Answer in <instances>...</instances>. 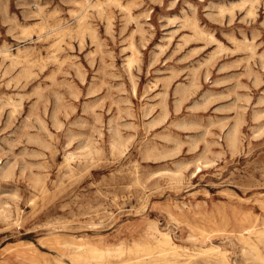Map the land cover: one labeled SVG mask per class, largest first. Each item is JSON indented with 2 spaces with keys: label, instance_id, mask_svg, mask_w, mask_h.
<instances>
[{
  "label": "rangeland",
  "instance_id": "1",
  "mask_svg": "<svg viewBox=\"0 0 264 264\" xmlns=\"http://www.w3.org/2000/svg\"><path fill=\"white\" fill-rule=\"evenodd\" d=\"M83 1L0 0V262L135 238L149 258L155 240L120 234L148 221L195 252L191 205L264 204V0Z\"/></svg>",
  "mask_w": 264,
  "mask_h": 264
},
{
  "label": "bare ground",
  "instance_id": "2",
  "mask_svg": "<svg viewBox=\"0 0 264 264\" xmlns=\"http://www.w3.org/2000/svg\"><path fill=\"white\" fill-rule=\"evenodd\" d=\"M104 1L107 3H117L121 5L120 0H84L83 3L86 5L84 7L93 6L97 7L100 12H107L108 9L105 8ZM245 2L248 1L245 0ZM250 2L251 6L247 10V14L253 16L256 13L254 5L255 1L252 0ZM86 17L87 15L84 14L79 19V25L80 27H85L92 30V33L95 35V30L87 23ZM60 22L61 21H59V23ZM68 22H70V20ZM191 24L195 32L198 33V36L204 32L197 24L196 20H192ZM64 28L65 26L60 24L58 29ZM245 39H247L246 36ZM130 47L132 48V55L129 56L131 57L128 60L129 64L133 62L134 56L136 52H138L133 42ZM0 51L3 52L5 56H12V54L9 53L8 48H2ZM238 140L239 137L237 135V129H234L231 132V136L229 137V142L232 145H237ZM113 146H115V144ZM70 158H72L71 155L68 157V159ZM260 202L261 201L258 199H253L251 201L252 205L249 204L250 207L245 208L244 210H240L237 206L235 207L233 204H231V207L228 209H224V211L220 210L215 218L213 217L212 211L214 206L205 204L204 208H202L200 203L198 205L199 208L194 210L192 207L193 205H191V207H189V213L195 215L197 220L196 223L192 222L189 224L191 229L186 233L185 237H188V239L192 241V245L196 249L195 252L180 251L178 246H176L175 242L173 241V236L169 231L162 230L155 221H148L143 225H139L138 229H123L120 231V234L123 233V237H137L138 235L135 236L134 231L140 230L141 237H148L150 240H155V250L150 252L151 255L149 258L144 257V254L140 256L138 255L135 245H140V243L136 240V238L134 239L136 242L135 245L127 243L126 241H120L114 244H106L105 246L90 244L87 241H82L79 243L72 241L68 243L70 246L66 247L69 248V250H64L62 256L67 258L71 264H114V257L128 258L127 262L125 263L122 260H118V262L115 264H264V204ZM256 203L259 206V209L263 210V212H254L255 208H253V204ZM5 217L9 218L7 215H5ZM202 221L205 223L212 221L214 224L223 221L224 224L226 223L228 225H232L233 227L231 230L218 228L209 231L201 227L199 223ZM233 224L236 225V227ZM129 234L131 235L129 236ZM214 235H221L224 237H212ZM82 239L83 238L80 240ZM218 239L220 242L217 243L216 240ZM55 240L61 244L58 237H56ZM229 243L233 245L239 244L240 253L239 255H235V261L234 258L228 254L229 249L227 246ZM9 252L10 253L0 262V264H51L52 262L48 257H46L43 259V262L40 263V261L36 259L37 250L33 248L32 245L20 246L14 252L11 253L10 250ZM55 263L68 264L63 257L56 258Z\"/></svg>",
  "mask_w": 264,
  "mask_h": 264
}]
</instances>
